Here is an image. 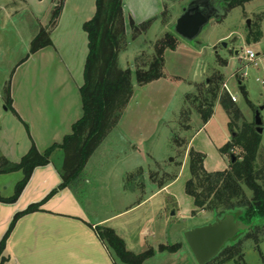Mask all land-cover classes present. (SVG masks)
Listing matches in <instances>:
<instances>
[{
	"label": "rangeland",
	"instance_id": "obj_1",
	"mask_svg": "<svg viewBox=\"0 0 264 264\" xmlns=\"http://www.w3.org/2000/svg\"><path fill=\"white\" fill-rule=\"evenodd\" d=\"M189 1L163 0L161 11L147 20L154 21L145 32H135L128 27V44L119 56V64L122 69L133 72V96L119 124L86 164L85 177L97 185H91L84 195H90V200L95 196L97 202L92 204L101 209L100 214L112 217L141 203L134 213L120 220L124 235L121 238L129 252L144 257L141 264H198L185 233L224 217L197 209L193 198L186 193V183L191 177L189 153L193 149L204 154V167L208 172L229 169L230 154L222 153V149L230 144L239 159L243 155L241 145L245 142L237 143L232 139L230 124L242 139L245 137L246 143L249 142L252 137L247 135H252L245 131L253 129L254 109L264 105V0H252L229 9L223 19L211 21L194 42L178 37V48L164 54L163 78L144 86L137 84L134 72L139 66L148 67L156 45L166 35H173V27ZM12 7L14 16L11 18H7L0 7V158L6 154L2 147L14 142L20 144L17 149L13 146L16 155L27 153V148L22 149L27 140L25 129L12 111L5 110L1 96L3 93L6 102L5 91L13 73L26 59L27 51L30 52L28 39L33 35V41L41 30L49 34L54 12L62 9L64 17L51 33L55 46L52 50L68 59L75 81L82 86L88 54L83 24L93 18L96 0H27V3L13 0ZM37 14L39 18L35 17ZM257 32L261 34L259 41L249 38L251 33ZM248 50L256 55L257 65L248 60ZM23 72L22 69L15 79L18 88L22 86ZM225 85L236 97V102L231 99L234 108L230 112L221 104V100L230 96ZM242 89L247 92V98ZM211 90L218 93V98L214 101L211 119L205 123L201 109L209 110L213 102ZM262 116L264 120V110ZM16 157L14 159H18ZM56 160L62 167L64 151L57 152ZM263 163L264 134L259 139L256 159L259 167ZM21 180L20 172L0 175V193L4 194L2 187L7 182L12 183V187L6 195H12ZM236 247L241 252L226 260L228 250H238ZM149 251L152 254H147ZM115 260L117 264H125ZM208 264H264V238L257 242L248 232H241Z\"/></svg>",
	"mask_w": 264,
	"mask_h": 264
},
{
	"label": "trees",
	"instance_id": "obj_2",
	"mask_svg": "<svg viewBox=\"0 0 264 264\" xmlns=\"http://www.w3.org/2000/svg\"><path fill=\"white\" fill-rule=\"evenodd\" d=\"M219 1L228 11L252 0ZM61 13L60 8L54 12V24L49 34L41 30L32 41L31 53L52 45L51 33L57 27ZM153 21L152 19L137 25L130 18L129 26L135 32H145ZM83 30L88 39V55L84 67V84L80 88L82 118L75 123L72 133L64 139L62 144H55L43 153L32 145L19 162H11L5 157L0 158V175L18 171L23 173V179L17 184L14 195L9 198L0 196V202L14 203L21 196L36 168L48 165L56 149L63 150L65 154V161L61 168L63 183L42 202L33 204L25 211L16 214L9 231L0 243V264L9 262V257L5 255L6 243L18 220L27 214L39 211L46 201L59 190L69 186L83 172L97 147L121 121L133 96V72L131 69H122L119 64V56L128 44L123 0H96V12L93 18L84 24ZM260 37V32L249 35L250 39L253 38L256 41H259ZM179 44L178 37L174 33L166 35L164 40L156 45L154 58L148 67L139 66L134 72L137 84L144 86L163 78L164 54L167 50L175 51ZM242 93L247 98V92L244 89ZM5 94V105L11 109V83L8 84ZM210 95L213 97V102L209 104V110L201 109L205 123L211 119L214 101L218 98V93L214 90L210 91ZM229 97L221 100L223 108L228 112L234 108V103ZM233 126L231 123V130ZM245 132L251 133L252 136L249 134L247 136L252 138L247 143L245 137L242 139L239 135L233 139L237 143L245 141L241 145L243 155L235 165H230V168L225 171H206L205 155L191 149L189 153L191 177L186 183V193L193 198L194 205L199 210L214 212L217 216L223 217L228 214L234 215L236 219L250 226L246 232L258 242L264 238V163L260 167L256 164L261 136L255 132L254 126L252 130ZM230 146L227 144L222 149V153L228 151L230 154L232 147ZM248 193H251V196ZM96 231L115 259L125 264H141L144 261V257L127 250L125 241L113 229L99 227ZM237 249H229L226 260L233 259L241 252L239 247ZM147 254L152 252L149 251ZM147 254L145 256H148Z\"/></svg>",
	"mask_w": 264,
	"mask_h": 264
},
{
	"label": "crops",
	"instance_id": "obj_3",
	"mask_svg": "<svg viewBox=\"0 0 264 264\" xmlns=\"http://www.w3.org/2000/svg\"><path fill=\"white\" fill-rule=\"evenodd\" d=\"M12 1L0 0V7L7 18L14 16ZM23 2L27 3V0ZM123 6L128 31L130 18L141 23L155 17L163 7V0H123ZM35 17L40 16L37 14ZM63 17L64 12L61 13L59 22ZM32 39L33 35L27 41L28 46L31 45ZM52 47H55L53 42L52 45L31 53L30 46L26 59L17 65L10 81L11 109L6 107L3 93L1 96L5 107L13 112L25 129L27 140L22 149L27 148V153L32 145L43 153L55 144H62L72 133L75 123L83 116L80 93L82 86L75 81L68 59L52 50ZM22 69L23 82L21 88H18L15 79ZM19 145L14 142L2 147L6 153L3 157L11 162H19L24 156L14 153V149ZM60 150L53 152L48 165L35 169L16 202H0V243L9 231L16 214L42 202L63 183L62 167L56 160V154ZM15 157L18 159H14ZM87 168L88 166L69 186L59 190L46 201L39 211L18 220L6 243L5 255L9 257L7 264H117L96 229L107 227L113 229L119 237L124 236L120 230V220L134 213L141 203L131 205L112 217L100 214L101 209L93 206L97 202L94 200L95 196L90 200V195H84L91 185H97L94 180L85 177ZM11 174L13 173L1 176ZM6 183H3L2 187L4 194L0 193V196L9 198L14 195L16 187L12 195H6L12 187V183Z\"/></svg>",
	"mask_w": 264,
	"mask_h": 264
},
{
	"label": "water",
	"instance_id": "obj_4",
	"mask_svg": "<svg viewBox=\"0 0 264 264\" xmlns=\"http://www.w3.org/2000/svg\"><path fill=\"white\" fill-rule=\"evenodd\" d=\"M227 15L226 9L219 0H190L183 8L181 16L177 19L173 32L186 42H194L210 24L211 21H220ZM250 20L247 24L250 28ZM227 47L225 42L222 43ZM238 53V52H236ZM5 110H8L5 107ZM254 130L262 137L264 134V120L262 112L264 105L255 108ZM232 139L238 137V133L232 130ZM238 158L231 151L230 165H235ZM173 162V159H171ZM250 226L236 219L232 214L223 219L216 218L214 223L192 229L185 233V240L192 251L198 264H208L215 259L225 245L237 237L241 232L248 231Z\"/></svg>",
	"mask_w": 264,
	"mask_h": 264
},
{
	"label": "built area",
	"instance_id": "obj_5",
	"mask_svg": "<svg viewBox=\"0 0 264 264\" xmlns=\"http://www.w3.org/2000/svg\"><path fill=\"white\" fill-rule=\"evenodd\" d=\"M246 56H247V58H248V60H249L250 62H254L255 65H257V62H256V55H255L251 50L246 51ZM263 85H264V81H263ZM225 89H226L227 92L229 93V89H228V86H227V85H225ZM229 95H230L231 99H232L234 102H236V97L233 96V95H231L230 93H229Z\"/></svg>",
	"mask_w": 264,
	"mask_h": 264
}]
</instances>
